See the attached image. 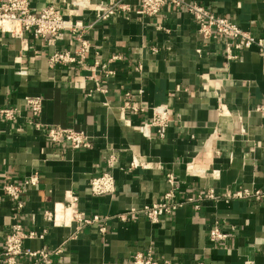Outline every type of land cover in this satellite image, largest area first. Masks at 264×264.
<instances>
[{"label": "crops", "instance_id": "crops-1", "mask_svg": "<svg viewBox=\"0 0 264 264\" xmlns=\"http://www.w3.org/2000/svg\"><path fill=\"white\" fill-rule=\"evenodd\" d=\"M186 1L204 4L264 38V0ZM115 2L130 10L99 21L102 4ZM139 4L31 0L33 11L54 5L66 19L89 27L66 32L60 42L33 33L22 42L0 30V106L21 112L14 124L0 120V187L34 174L39 178L37 186L27 188L17 220L16 203L0 194V255L18 221L26 233H35L25 239L24 249L61 248L51 255L59 264H132L137 251L173 264H244L248 259L264 264V199L188 202L209 190L264 191V56L254 46L228 60L226 40L202 36L184 8L168 4L149 17L139 13ZM78 35L90 43L83 63L51 65L56 49L80 48ZM127 92L150 109H125ZM28 96L42 98L44 127L83 130L93 136V148L54 144L44 131L25 127L32 117ZM158 104L171 107L172 121L164 138L156 136L155 127L145 137L139 128ZM134 160L143 165L131 166ZM104 171L113 174L117 191L95 196L90 181ZM168 172L175 176L176 200L186 203L155 223L140 210L165 200ZM74 196L75 208L85 218L98 214L106 232L101 224L71 221L67 206ZM46 211L57 216L48 220ZM217 219L226 222L229 236L214 242L210 231ZM31 259L22 255L17 264Z\"/></svg>", "mask_w": 264, "mask_h": 264}, {"label": "built area", "instance_id": "built-area-1", "mask_svg": "<svg viewBox=\"0 0 264 264\" xmlns=\"http://www.w3.org/2000/svg\"><path fill=\"white\" fill-rule=\"evenodd\" d=\"M168 4L175 7L184 8L195 22L198 24V32L205 38H210L217 35L226 40V57L228 60L238 58L237 50H246L256 46L259 52L264 56V38L256 36L249 31L244 30L238 23L227 16L217 14L208 6L199 2H187L186 0H140L139 13L144 16H158L163 8ZM130 7L121 2L107 5L102 4L97 10V18L99 21L107 20L121 12L129 11ZM89 26L83 25L81 22H74L66 19L61 10L54 5H49L41 8L38 11H33L31 8V0H1L0 1V30L3 33H8L13 37L23 41L27 39L28 33H33L44 40L62 41L66 32H77L85 30ZM81 40V46L78 50H62L56 49L50 56L49 62L51 65H73L75 63L82 64L85 52L90 46L87 39L78 35ZM141 68V66H139ZM75 87L77 84L74 85ZM126 101L124 108L129 109L134 113H143L150 109L141 102L134 101L133 95L130 92L126 93ZM26 105L32 114L31 119L25 123V127L42 130L54 144H67L74 150H89L94 146V138L85 131L75 130L70 127L53 124L44 127L39 121L43 109V100L38 96L26 97ZM152 109V117L149 122H145L140 126V132L145 137H151L150 128L157 129L156 136L164 138L166 130L172 121V110L168 104H158ZM21 118V112L16 107L0 106V120L8 124H14ZM113 162V159L110 160ZM143 165L137 160H134L131 166ZM167 182L169 190L165 194V200L155 202L144 206L140 212L148 217L152 222H158L161 217L173 214L186 202L176 200V184L175 176L172 172L167 173ZM39 178L36 174L23 179L20 183L10 182L4 183L0 187L1 196L11 198L15 203V220L19 218L20 212L25 208V196L29 186H37ZM91 192L95 196L114 194L117 191V185L113 174L109 171H104L94 176L90 181ZM0 196V197H1ZM210 199H264V191H251L248 189H237L235 191H227L222 194H217L214 190H209L207 195H200L197 199L190 198L188 202ZM77 197L71 198V221L84 223L85 225L101 224L100 231L106 232L104 220L94 214L88 218L75 208ZM1 203V198H0ZM65 206H63L64 208ZM198 207V205L196 206ZM57 214V213H56ZM50 211H46L45 215L48 220H52L53 216H57ZM125 214L119 215V219L124 221ZM226 222L216 220L210 231V239L214 242L225 240L229 234L223 230ZM35 233H26L22 225L17 221L12 225L11 231L6 236L5 247L0 255V260L4 259L7 264H17L18 258L22 255L31 256V262L28 264H59L51 259L52 254L61 253L62 249L58 248L52 252L45 250L26 251L24 249V241L26 238L33 237ZM132 264H173L172 260L161 259L154 256L151 252L146 255L142 251H137L132 257ZM200 264H206L201 262ZM244 264H256L252 259H248Z\"/></svg>", "mask_w": 264, "mask_h": 264}]
</instances>
